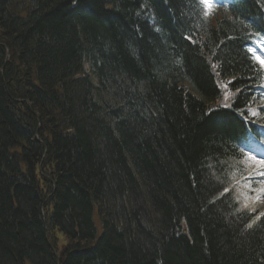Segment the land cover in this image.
Instances as JSON below:
<instances>
[{"label": "trees", "instance_id": "1", "mask_svg": "<svg viewBox=\"0 0 264 264\" xmlns=\"http://www.w3.org/2000/svg\"><path fill=\"white\" fill-rule=\"evenodd\" d=\"M258 36L264 0H0V264H264Z\"/></svg>", "mask_w": 264, "mask_h": 264}, {"label": "snow or ice", "instance_id": "2", "mask_svg": "<svg viewBox=\"0 0 264 264\" xmlns=\"http://www.w3.org/2000/svg\"><path fill=\"white\" fill-rule=\"evenodd\" d=\"M198 3L203 7L204 9V14L205 15H211L213 8L217 5L222 3V0H198ZM259 51L260 54L255 55V60L259 64L261 69H264V45H257V49H250L251 52L255 53L256 51ZM261 87H264V85H261ZM228 97L227 95L225 96V100H227ZM253 116H255V113H252ZM246 158L249 160H254L256 163L259 165V169L257 170L254 174H249V177L247 178L248 183L245 185L249 189L250 192L257 193L255 196L256 200H259L261 196H264V187H259V188H254L252 187L253 182H256V177H260L258 183L260 185H264V158H261L257 160L256 155L252 154H247L246 153ZM228 189L225 188L224 192H227ZM251 198V197H249ZM251 227V225H249Z\"/></svg>", "mask_w": 264, "mask_h": 264}, {"label": "rangeland", "instance_id": "3", "mask_svg": "<svg viewBox=\"0 0 264 264\" xmlns=\"http://www.w3.org/2000/svg\"><path fill=\"white\" fill-rule=\"evenodd\" d=\"M258 44H260V45H264V43L262 42V41H259V42H256V44H255V46L252 48V49H257V45ZM253 53V52H252ZM254 54V56L256 55V54H260L259 53V51L257 50L255 53H253ZM263 89H264V87H263ZM224 95L226 96L227 95V97H228V99H229V94H227V93H224ZM262 95L264 96V90L262 91ZM228 99L227 100H225V97H224V102L225 101H228ZM263 102H264V100H263ZM224 104H226V103H224ZM252 113H256L255 112V110H253L252 111ZM255 116H256V114H255ZM257 157V160H259V159H261L259 156H256ZM251 161V162H250ZM242 164L244 165V166H249L250 167V171L248 172V175H247V177H249V174L251 173V174H254L257 170H260L259 169V165L256 163V161H254V160H249V159H247L246 161H244V162H242ZM248 167V168H249ZM247 171H248V169H247ZM259 179H261L260 177H256V182H253V184H252V187H254V188H259V187H264V185H260L259 183H258V181H259ZM248 183V181H243L242 180V188H237L236 189V191H237V193H238V195H239V197L241 198V200H243V201H245V203H246V205H247V208H250V209H256V210H263L264 209V196H261V198L259 199V200H256L255 199V196L257 195V193H254V192H250L249 191V189L247 188V187H245V185ZM249 197H251V198H249ZM96 220V223L98 224V227L100 226V224H99V222H98V220H97V218L95 219ZM99 229H100V227H99ZM60 243H63V241H62V239H61V242Z\"/></svg>", "mask_w": 264, "mask_h": 264}, {"label": "bare ground", "instance_id": "4", "mask_svg": "<svg viewBox=\"0 0 264 264\" xmlns=\"http://www.w3.org/2000/svg\"><path fill=\"white\" fill-rule=\"evenodd\" d=\"M229 2H227V4H228ZM257 69H260L261 71H262V73H263V76H262V78L264 79V69H261L260 68V66H259V64H257ZM257 74V73H256ZM221 89H222V91H223V93H227L228 91H229V88L228 87H226L225 85H221ZM23 96L19 93V92H17V94L16 95H14V99H15V102H18L19 104H24V103H27L25 100H23ZM42 210H43V207H42ZM100 227V226H99ZM99 227H98V233H101V227H100V229H99ZM100 234H98V236H99Z\"/></svg>", "mask_w": 264, "mask_h": 264}]
</instances>
